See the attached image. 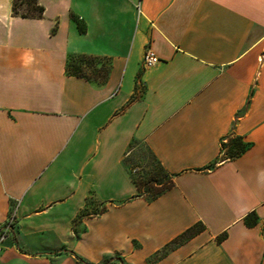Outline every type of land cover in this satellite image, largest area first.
Instances as JSON below:
<instances>
[{
    "label": "crops",
    "instance_id": "0c3cea01",
    "mask_svg": "<svg viewBox=\"0 0 264 264\" xmlns=\"http://www.w3.org/2000/svg\"><path fill=\"white\" fill-rule=\"evenodd\" d=\"M13 1L0 227L16 221L0 264H264V0H39L43 19ZM149 47L162 61L144 70ZM77 55L106 60L107 80L70 76ZM231 136L249 145L234 159ZM136 142L173 176L153 201L127 166ZM88 204L107 210L79 219Z\"/></svg>",
    "mask_w": 264,
    "mask_h": 264
},
{
    "label": "trees",
    "instance_id": "16d2710c",
    "mask_svg": "<svg viewBox=\"0 0 264 264\" xmlns=\"http://www.w3.org/2000/svg\"><path fill=\"white\" fill-rule=\"evenodd\" d=\"M45 9L39 3V0H14L12 7V14L14 17H21L27 19H43ZM76 21V19L73 17ZM78 21V20H77ZM78 23V22H77ZM79 31L85 32V28L78 23ZM55 32V31H54ZM67 72L70 76L79 78H85L89 81L105 82L110 72V64L101 58L77 55L71 56L67 63ZM227 145V146H226ZM226 148V155L231 158H237L243 154L249 145L244 143L241 138H235L231 136L228 138V144L222 143V150ZM159 163V162H158ZM138 172V170H137ZM134 183L136 184L139 197H143L149 201H153L161 196L166 191L174 187L173 176L170 175L159 163V168L156 171L150 173L148 177H139L131 172ZM107 210L106 206H103L99 211L91 213L88 206L82 211L79 219L84 217H94L105 213ZM253 223H256L254 221ZM249 222V225H253ZM201 228H192L179 237L175 243H181L195 234H197ZM224 237H221L219 241H222ZM79 262L83 263V260L76 256Z\"/></svg>",
    "mask_w": 264,
    "mask_h": 264
},
{
    "label": "rangeland",
    "instance_id": "374dc122",
    "mask_svg": "<svg viewBox=\"0 0 264 264\" xmlns=\"http://www.w3.org/2000/svg\"><path fill=\"white\" fill-rule=\"evenodd\" d=\"M228 144V139L225 141ZM227 146V145H226ZM226 148L223 153H226ZM127 166L134 175L139 177H148L151 172L156 171L159 168V163L149 151L145 143L136 142L131 148V153L127 157ZM138 170V172H137ZM101 209V206L97 205L91 213H95Z\"/></svg>",
    "mask_w": 264,
    "mask_h": 264
},
{
    "label": "built area",
    "instance_id": "2783aa9c",
    "mask_svg": "<svg viewBox=\"0 0 264 264\" xmlns=\"http://www.w3.org/2000/svg\"><path fill=\"white\" fill-rule=\"evenodd\" d=\"M161 58L156 54L152 48H148L145 51L143 58V69L149 70L155 68L161 63ZM16 221V211L15 209L11 211L7 222L0 227V254L3 251L5 243L9 240L13 227Z\"/></svg>",
    "mask_w": 264,
    "mask_h": 264
}]
</instances>
